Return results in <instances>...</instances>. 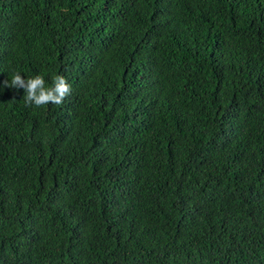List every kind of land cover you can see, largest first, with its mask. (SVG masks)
<instances>
[{
  "label": "trees",
  "instance_id": "obj_1",
  "mask_svg": "<svg viewBox=\"0 0 264 264\" xmlns=\"http://www.w3.org/2000/svg\"><path fill=\"white\" fill-rule=\"evenodd\" d=\"M0 264H264V0H0Z\"/></svg>",
  "mask_w": 264,
  "mask_h": 264
},
{
  "label": "clouds",
  "instance_id": "obj_2",
  "mask_svg": "<svg viewBox=\"0 0 264 264\" xmlns=\"http://www.w3.org/2000/svg\"><path fill=\"white\" fill-rule=\"evenodd\" d=\"M6 87L14 89H23L26 93L24 99L26 105H35L40 107L49 103L60 105L65 98L71 94V85L63 75L54 77L50 87L45 86V80L42 75H36L25 79L19 72L13 74L10 81L4 82Z\"/></svg>",
  "mask_w": 264,
  "mask_h": 264
}]
</instances>
